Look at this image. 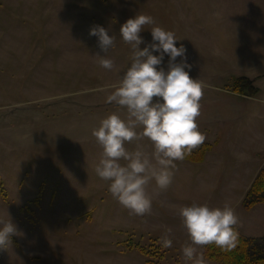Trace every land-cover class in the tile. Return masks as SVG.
<instances>
[{"label": "rangeland", "instance_id": "1", "mask_svg": "<svg viewBox=\"0 0 264 264\" xmlns=\"http://www.w3.org/2000/svg\"><path fill=\"white\" fill-rule=\"evenodd\" d=\"M139 14L175 33L186 71L206 85L197 123L209 144L205 161L176 162L167 190L149 184L152 209L144 216L131 214L97 176L102 149L91 135L107 115H125L106 97L131 63L120 27ZM96 25L115 37L106 54L112 70L95 56L103 55L89 35ZM151 27L140 33L146 43ZM240 76L258 92L233 90ZM259 112L264 0H0V219L17 228L0 248V264H191L177 208L192 202L229 203L242 230L264 225L261 210L241 205L262 163L250 158L251 145L264 141ZM139 143L152 151L147 139ZM169 229L172 246L164 248ZM198 251L204 264H221Z\"/></svg>", "mask_w": 264, "mask_h": 264}, {"label": "clouds", "instance_id": "2", "mask_svg": "<svg viewBox=\"0 0 264 264\" xmlns=\"http://www.w3.org/2000/svg\"><path fill=\"white\" fill-rule=\"evenodd\" d=\"M146 25H153L152 40L148 43L140 35ZM119 33L124 43L131 46V63L118 84L111 86L113 90L106 102H115L126 112L123 116L111 113L92 129L91 135L102 149L95 172L110 182L108 191L124 208L144 216L152 209L149 184L155 182L153 191L167 190L176 162L183 161L206 140L197 123L206 85L190 77L185 47H177L175 33L156 25L152 16L139 14L127 19ZM89 35L98 38L103 52L95 55L99 66L112 70L114 61L106 54L114 46L115 37L99 25L93 26ZM141 44L145 45L143 49ZM165 56L166 68L162 66ZM145 139L152 145L151 152L139 143ZM133 142L137 143L130 151L126 144ZM177 215L188 236L181 249L185 261L204 264L198 250L208 245L225 250L236 246L239 217L229 203L210 207L192 202L179 206ZM170 233L171 229L161 237L164 248L172 246ZM16 234L17 228L10 218L0 219V248H6Z\"/></svg>", "mask_w": 264, "mask_h": 264}, {"label": "trees", "instance_id": "3", "mask_svg": "<svg viewBox=\"0 0 264 264\" xmlns=\"http://www.w3.org/2000/svg\"><path fill=\"white\" fill-rule=\"evenodd\" d=\"M244 86L251 92H258V88L254 87L251 80L245 76H240L235 80L233 90L240 91ZM208 149L209 144L204 142L185 159L200 162ZM256 204L264 206V166L257 171L241 201L244 209H250ZM236 230L238 238L234 248L225 250L214 244L208 245L202 248L203 255L221 264H264V232L257 236L247 235L238 225Z\"/></svg>", "mask_w": 264, "mask_h": 264}, {"label": "crops", "instance_id": "4", "mask_svg": "<svg viewBox=\"0 0 264 264\" xmlns=\"http://www.w3.org/2000/svg\"><path fill=\"white\" fill-rule=\"evenodd\" d=\"M260 91V90H259ZM260 114L261 113H264V112H259ZM262 123H264V122H260V124H258V125H260L261 126V128L262 127H264V124H262ZM261 130V129H260ZM261 132V131H260ZM259 136V135H258ZM251 150H250V158H254V160H258V161H262V163H261V165L259 166V168H258V170L262 167V166H264V141H262V140H259V141H256V143L255 144H252L251 145ZM207 153H208V150L206 151ZM206 152H205V155H204V158H203V160L202 161H200V162H203V161H205V156H206ZM252 155V156H251ZM253 155H254V157H253ZM184 161H188L189 162V160H186V159H184ZM190 162H192V161H190ZM200 162H196V163H200ZM257 170V171H258ZM202 173V172H201ZM257 173V172H256ZM254 178V177H253ZM253 180V179H252ZM251 180V181H252ZM251 183V182H250ZM249 185L250 184H248V185H246L245 186V189L243 190V193H245L246 192V190L248 189V187H249ZM258 205H261V204H256L255 206H253L252 208H250V209H246V210H252L253 208V210H261V213H262V219H264V206H262L261 205V207L262 208H260V206H258ZM255 207H259V208H255ZM261 219V218H260ZM243 225V230H242V232H244L245 234H249V235H251V236H257V235H260V234H262V232H264V225H258L257 227H255V228H251L252 229V231H249V230H247L246 228L247 227H245V225L244 224H242Z\"/></svg>", "mask_w": 264, "mask_h": 264}]
</instances>
